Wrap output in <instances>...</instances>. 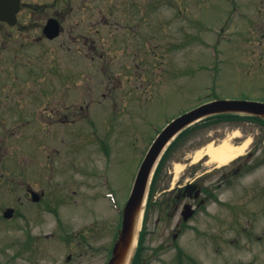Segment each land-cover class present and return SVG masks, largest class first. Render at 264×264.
Instances as JSON below:
<instances>
[{"label":"rangeland","instance_id":"1","mask_svg":"<svg viewBox=\"0 0 264 264\" xmlns=\"http://www.w3.org/2000/svg\"><path fill=\"white\" fill-rule=\"evenodd\" d=\"M89 3L98 9L101 0ZM103 9L119 19L100 28L96 39L109 43L89 50L90 60L84 61L78 47L58 46L56 57L48 52L40 59L36 49L26 47L20 48L15 65L0 61V122L7 125H0V167L7 169L2 168L5 179L0 182L11 184L10 190L0 187V198L5 205L15 203L19 195L12 183L34 185L40 182L36 168L54 166V182L67 195L62 211L71 215L63 219L57 211L66 230L102 220L101 239L108 244L119 218L103 197L106 189L98 173L109 171L124 207L147 150L172 120L212 99L264 98V0H104ZM30 62L31 67L25 66ZM132 64L142 72L126 77V65ZM18 127L20 138L7 141L5 133ZM261 132L248 120L204 123L178 142L157 182H166L172 174V182L179 184L193 179L196 167H215L209 156L195 159L196 152L209 145L248 141L244 153H260L253 141ZM39 145L41 157L36 156ZM257 172L258 181L264 182V168ZM28 206L22 220L7 229L59 231L55 217L45 215L37 223L36 207ZM259 222L264 224L263 212ZM57 259L60 262L62 254Z\"/></svg>","mask_w":264,"mask_h":264},{"label":"flooded vegetation","instance_id":"2","mask_svg":"<svg viewBox=\"0 0 264 264\" xmlns=\"http://www.w3.org/2000/svg\"><path fill=\"white\" fill-rule=\"evenodd\" d=\"M80 1L20 0L16 22L0 21V61L5 59V64L15 65L20 48L26 47L36 49L40 59L48 52L56 57L58 46L78 47L84 61L90 60L89 50H97L109 43L101 37L96 39L101 35L100 28L111 27L113 20L119 18L106 13L104 0L98 9H92L90 0ZM132 4L136 13L137 2ZM88 21H91L90 26ZM85 49L88 51L84 53ZM104 58L102 54L99 57L106 67L108 62ZM25 66L31 67V62ZM140 69L137 64L126 65L125 76L128 73L137 76L142 72ZM260 102L264 103V98ZM256 122L262 137L253 141V147L261 148L260 153L250 150L230 166L220 169L215 166L202 171L204 168L196 167L191 173L193 179L188 178L183 183L175 184L172 176H168L166 182L152 185L136 245L124 248L122 257L115 255V245L121 234V214L117 213V230L108 244L101 239L104 236L102 220L84 223L80 230H66L63 219H70L71 215L62 211L68 202L66 190L54 182L56 168H36V178L40 182L35 186L12 183L13 190L19 195L15 203L5 205L0 198V264H111L115 260L116 264H264V224L259 222V215L264 213V182L258 181L255 174L264 168V118ZM1 124L7 128L3 120ZM19 133V127L8 130L6 140L20 138ZM39 146L37 157L42 153V146ZM50 157L51 154L46 158ZM2 168L7 169L0 167V180L3 181L5 172ZM243 181L247 182L246 190L242 188ZM10 185L0 182V187L7 186L9 190ZM35 192L37 201L32 198ZM253 203L255 209L251 208ZM25 205L36 207L33 219L37 223L45 215L55 217L59 231L7 229L9 223L22 220ZM10 208L14 214L7 218L6 212ZM66 226L72 227L71 221L66 222ZM58 235L62 244L59 247ZM155 238L158 241L151 246ZM58 254H62L60 262Z\"/></svg>","mask_w":264,"mask_h":264},{"label":"water","instance_id":"3","mask_svg":"<svg viewBox=\"0 0 264 264\" xmlns=\"http://www.w3.org/2000/svg\"><path fill=\"white\" fill-rule=\"evenodd\" d=\"M19 6L20 0H0V21H8L14 24ZM223 114H244L264 117V104L243 100H216L183 115L162 132L142 164L130 200L125 208L122 231L115 245L116 258L124 255V248L133 247L136 227L143 211L152 175L170 143L190 125L208 117ZM116 263L117 260L111 264Z\"/></svg>","mask_w":264,"mask_h":264},{"label":"bare ground","instance_id":"4","mask_svg":"<svg viewBox=\"0 0 264 264\" xmlns=\"http://www.w3.org/2000/svg\"><path fill=\"white\" fill-rule=\"evenodd\" d=\"M249 142L245 141L239 146H234L229 141H225L220 145H209L206 148L196 152L195 159L201 160L203 156H209L210 164L224 166L229 164L235 158L241 156L248 148Z\"/></svg>","mask_w":264,"mask_h":264},{"label":"trees","instance_id":"5","mask_svg":"<svg viewBox=\"0 0 264 264\" xmlns=\"http://www.w3.org/2000/svg\"><path fill=\"white\" fill-rule=\"evenodd\" d=\"M233 119H256V118H251V117H240V116H236V115H219V116H214V117H210V118H207L206 120L202 121L201 123L195 125L194 127L186 130L185 132H183L179 138L177 139V142L183 138L184 136H186L191 130H194V129H197L199 128L202 124L204 123H211V122H223V121H229V120H233ZM175 144V143H174ZM173 144V145H174ZM172 145V146H173ZM171 146V148H172ZM170 148V149H171ZM169 149V150H170Z\"/></svg>","mask_w":264,"mask_h":264}]
</instances>
